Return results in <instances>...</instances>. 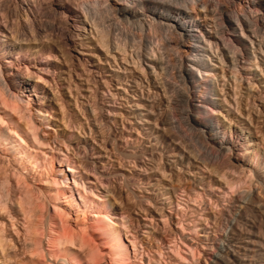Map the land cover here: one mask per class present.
I'll use <instances>...</instances> for the list:
<instances>
[{
    "label": "rangeland",
    "instance_id": "rangeland-1",
    "mask_svg": "<svg viewBox=\"0 0 264 264\" xmlns=\"http://www.w3.org/2000/svg\"><path fill=\"white\" fill-rule=\"evenodd\" d=\"M98 1L101 0L91 2ZM254 1L198 0L189 3L187 11L203 28V7L209 8L218 2L226 11L243 17L259 7ZM110 2L115 10L135 8L133 3L122 0ZM53 3L60 10L57 16L44 17L33 4L36 16L34 20L26 21L20 16L21 9L15 6L14 0H0V68L10 90L22 99L6 98V108L0 96L3 106L0 115L5 111L17 123L11 124L7 118V123H0V134L10 139L5 147H0V232L5 236L14 235L16 242L15 246L9 242L15 262L10 260L6 264L11 261L12 264H142V261L144 264H212L218 240L231 228L232 214L236 210L234 202L238 199L246 201L240 211L243 217L237 221L238 228L256 231L264 238V189L260 185L261 190L255 181L258 173L264 170V74L256 76L255 67L243 70L242 66L249 63L242 59L238 76L250 79L254 85L248 95L247 81H240L242 94L248 98L242 100V106L248 107H243L240 117L231 116L227 114L229 107L216 106L211 99L218 101L217 96L209 93L211 80L221 79L223 75L219 62L212 57L211 64L216 68H200V73L188 62V57L196 55L207 62L206 51L198 43V37L202 35L199 28L181 31L182 42L177 46L171 42L172 47L163 50L171 64L180 57L186 67L193 68L194 78L185 86L190 95L192 123L198 127L189 129L184 120L180 122L179 114L173 112L175 128L166 130L167 135L174 137L192 156L193 165L189 168L180 164L178 155L183 149L177 150L175 155L176 150L166 144L162 146L163 133L156 131L162 129L161 123L155 130L156 119L147 115L143 107L137 110L133 105L138 101L147 103L141 100V93L132 80L123 85L117 82L115 72L118 68L107 57L106 49L90 26L79 23L74 12L67 11L64 16L63 2L54 0ZM67 6L73 7L71 3ZM52 22L58 27L53 31L47 28ZM129 32L139 40L142 37L136 30ZM238 32L234 34L227 29L232 40L238 38ZM146 34L151 36L152 33L146 30ZM14 36L21 43L12 49ZM237 47L244 55L252 52L248 44L249 49L239 44ZM171 49H178L179 55ZM143 65L148 71L146 64ZM229 70L224 65L227 75ZM170 71L168 79L181 83L180 75L174 69ZM125 88L128 94L122 93ZM109 90L111 95H117L115 100ZM132 95L134 103L127 100ZM146 108L149 107L146 105ZM92 109L96 110L95 115ZM155 110L159 112L157 108ZM248 112L251 124L247 121ZM226 114L234 119L230 128ZM29 122H34L41 145L33 144L23 132ZM16 125L23 129L17 130ZM16 132L22 136L23 145L18 141L20 146L10 148L17 140ZM222 144L230 150L217 154L215 149ZM59 149L86 166L75 174L78 179L82 175L86 186L94 190V194L87 192V198L93 202L86 208L82 205L83 213H77L76 208L66 209L60 203L64 199L54 187L55 182L63 180L59 172L68 173V185L74 188L75 185L73 173L67 172L66 163H58L62 159ZM45 152L51 159L43 157ZM22 153L26 155L25 159L19 158ZM31 154L33 158H30ZM32 164L36 165V173L30 172ZM217 180L230 183L227 196ZM167 189L174 196L172 209L163 200ZM96 195L101 198L105 195L106 214L119 224L122 243L128 248L125 255L119 254V242L116 233L110 234L108 220L95 217L104 205ZM57 196L60 197L58 200ZM75 199L82 204L78 195ZM59 212L65 213L64 225L77 235L76 241H85L69 246L77 258L76 263L65 251H60V246L49 243L45 237L29 239L26 243L22 239L25 232L23 213L40 215L45 222L49 219L59 222L60 217L56 216ZM17 230L21 231L18 233L20 242L13 234ZM132 243L138 250V259ZM189 247L195 248L194 251L190 252ZM49 254L54 255V260Z\"/></svg>",
    "mask_w": 264,
    "mask_h": 264
},
{
    "label": "bare ground",
    "instance_id": "bare-ground-1",
    "mask_svg": "<svg viewBox=\"0 0 264 264\" xmlns=\"http://www.w3.org/2000/svg\"><path fill=\"white\" fill-rule=\"evenodd\" d=\"M14 1L15 6L21 9L20 16L26 21H31L32 19L34 20L36 16V13H34L35 10L32 8L33 4L34 6H36V8H38V11H40L41 15H43L44 17H49L51 16V14L57 16L60 13V10L56 8L53 3L54 0ZM58 1L63 2L61 3L62 8L64 9L65 7L66 9L65 12H62L64 16L68 12H74L75 16L80 20L79 23H82L86 26L89 25L93 34H95V37L99 38L102 47L106 49L105 54L112 60L114 66L118 68V71L115 72V77L118 80L117 82L120 85H123V83L128 84L130 80L135 83L134 86L137 88V90H139V93H141V100H145V103L147 104H142L138 101L133 105L137 110H139L140 107H143L144 109H146L147 115L154 117L153 119H156L155 130L158 128L159 123H161L162 129L156 131L161 130L163 133L162 135L164 136L165 141H161L162 146L166 144L170 147V149L176 150L175 155H177V150L183 149V152L178 155L181 157L180 164L186 165L189 168L191 165H193L192 156L188 154L187 150L184 149L177 142V140H175L174 137L168 136V132L166 130L170 129L171 131V129L174 130L175 128L174 122L171 117V114L173 112L179 114L180 122L184 120L185 124L189 126V129L194 130L196 129V127H198V124L192 123V117L190 113V95H188V89H186L185 86L188 85L187 82L189 79L194 78L192 74L193 68L186 67V64L184 63V61H182V59H180L179 56V58L174 59V63L171 64V62L163 54V50H166V47L167 49L172 47L170 44L171 42L174 43L175 46L182 42L183 35L180 34L181 31L187 32L189 31V28H199L202 35L198 37V43L201 45L200 48L206 51L207 62H203L201 59H199L198 55L193 56V58L188 57V62L193 63L192 66L198 68L196 70L199 73L200 68L206 67L210 68V70L216 68L215 64H211V61H213L212 57H214L216 61L219 62V64L221 65L220 68H222L223 71V75L221 76V79L215 78L211 80L210 92H208H212V94L214 93V95L217 96L218 101H214L215 99H211V101H213L216 106L222 109H224L225 106L229 107V109L227 110V114L231 116L235 115L236 117H240L243 113V107L245 108L246 106V109L248 107V105L242 106V100L247 97L242 94V86L240 81L243 79L247 81L248 95L249 92L252 91L251 88L254 85V83L250 81V79L243 78L242 76L241 78L238 76L241 72V68L239 67V65H241L240 63L242 59L249 63L248 66H242L243 70L246 68L255 67L256 76H262L264 74V0H255V3H259V7L246 13L243 17H240L233 11H226L218 2H215L209 8L203 7L204 10L202 11L201 17L204 22L203 28L200 27L195 18L190 16L189 12L187 11L188 4L194 2L197 3L198 0H136L134 2H132L131 0H122L123 2L125 1L127 3H133L135 5V8L129 9L124 7L119 10H115L114 8H112L113 6L111 5L110 1L113 0H101L98 1V3L94 4L93 2H91L92 0H84V2H81L82 0H55V2ZM67 3H71L73 7L70 8L69 6H67ZM75 7L77 8V10L74 9ZM259 13H263V15L260 16L258 15ZM106 24H108V26H106ZM125 25L127 26V28L129 27V30L126 27L125 30ZM47 28L53 31L58 27L57 24L52 22L48 23ZM130 29L134 31L136 30L141 33L142 37H140V40L137 37L133 36V34L131 35V33L129 32L131 31ZM227 29L234 34L239 31L240 34H238L239 36L237 35L238 38L236 40H232L230 37H228ZM146 30H149L152 33L151 36L150 34H146ZM113 35H116V37L114 38ZM20 43L21 40H18V38L14 36L13 40L11 41L12 49L20 45ZM238 44L246 49H252V52L244 55L243 52L238 49ZM247 44L249 45V48L247 47ZM195 48L198 49L199 47ZM177 50H173L176 56L177 54L179 55ZM52 52L50 51V53ZM143 64H146V66L149 68L148 71L144 69L145 67H143ZM224 65H227V67H229L230 69L228 75L224 71ZM173 69L177 74L180 75L179 77L181 78V83H179V81L173 82L168 79L169 71ZM171 72L172 71H170V73ZM143 82H145L146 84ZM109 92L111 95L110 90ZM122 93L128 94V90L125 88ZM134 95H132L131 98H127V100L129 99L134 103ZM0 96L3 100L1 102H3L6 108L8 107V100L6 98H14L16 101L22 100L15 92L10 90L6 79L2 74L1 68ZM111 96L113 100H115V97H117L116 94H112ZM131 102L128 101V103ZM146 105L149 108H146ZM13 106H11L10 108H12ZM0 107L3 106L0 105ZM156 108L159 112L155 110ZM91 112L95 115L96 110L92 109ZM2 113L3 115H0V123L6 122L5 118H7L8 122L11 124L16 123L12 120V117L9 113L5 111H2ZM227 114L225 117L228 118ZM247 116L249 117L247 121L249 124H251L252 121L250 119V112H248ZM147 119L148 121L151 120L150 118ZM228 120L230 128V123L234 119L232 117H229ZM33 123L34 122H29L25 126V131L23 128H21V126L16 125V127L17 130L23 129V132L27 134L29 140L33 144L41 145L42 142L35 132L34 128L36 126ZM97 123L96 126L97 128H99ZM207 129L211 130V126L207 125ZM90 131L92 130L90 129ZM16 134L15 137L17 138V140L15 139V141H13V144L15 145L11 146L10 148H13L15 146L17 147L18 145L20 146V143H22L23 145L24 140L22 136L18 132H16ZM162 135L160 136V138L162 137ZM9 140V137L0 134V147H5L4 144L6 145V142H8ZM18 141L20 142L19 144H17ZM48 148H50V146ZM229 150L230 149L225 147L223 144L215 149L217 154L223 151L225 153V151ZM50 151H52V149H50ZM59 152V156H62V159H60L58 163H66V165L68 166L67 172L73 173L75 185V188L68 185V173H64L63 171L59 172V175L63 176V180L61 182L58 181V183L55 182L56 186H54L56 187L59 196L64 199L61 200V202L59 200V202L64 204L66 209L76 208L77 213H83L84 211H82L81 209L82 205L86 208L89 203L91 204L93 202H91L87 198V192L94 194V190L86 186L82 175H80L81 177L79 176L78 179L75 174L80 173L78 169L82 168L83 170L86 168V166L83 162L75 161V158H71L68 154H65L63 150L59 149ZM25 156L24 153H22L20 154L19 158H24ZM43 157L45 159H51L50 155H48L47 152L43 153ZM30 158H33L32 154L30 155ZM162 160L163 158H161V161ZM35 164H32L34 166L31 167L30 172L36 173V170H34L36 168ZM162 170L165 174V168ZM255 178H257L255 181L259 184L258 187H260L261 185V187L264 189V170H261V172H259L257 177ZM18 180L17 184L20 185V180ZM217 182L221 183L219 184V188L223 190V193H228L227 189H230L228 188V186L230 187V183H228V185L227 183H223L220 180H217ZM213 186L215 185H211V187ZM63 188H66V190H64ZM80 190L85 195H83ZM76 195L79 196V200L82 202V204L78 203V201L75 199ZM227 195L228 194H226V196ZM163 196L165 197L163 200L167 201L165 204L169 206V209H172L174 206V196H172L170 189L164 190ZM59 198L57 196V200ZM97 198L99 201L103 202L104 205L100 207L99 213L96 214L95 217H105L106 221L108 220L107 224H109L108 228L111 231L110 234H112V232L116 233V238L119 242V254L125 255V253H128V248L124 243H122V234H120L121 232L117 228L119 226L118 222L113 221L111 217H109L110 215L108 216L106 214L108 212V209L105 207V205L107 204L105 195L104 198L98 196ZM234 204L236 210L234 209L235 213L231 212V214L233 213V222H231V228L225 230L223 236L218 240L216 252L212 256V264H264V238L260 236V234L256 231H243L237 226V221H239L243 217L240 214V211H242V209L246 205V201H241L238 199V201H235ZM58 208L61 210L60 207ZM55 210H57V208H55ZM64 215H61L60 212L57 213L56 216L60 217L59 222L52 221V219H49L47 220V222H45L43 220L44 217H39L40 215H38L37 217L35 215H32V213L31 215L23 213L22 227L25 232L22 233V239L26 243L29 239L33 241L34 239L37 240L39 236L45 237V240H48L49 243H54L60 246V251H65L67 255L73 258V263H76L77 258H75L74 251H72L69 246H75L76 242L79 240L76 241L77 235L73 234V232L70 231L69 228L67 229V226L64 225ZM54 218L55 217L53 216V219ZM15 228L18 229L17 227ZM181 231L184 232L183 230ZM14 232L15 233L13 234L17 236V242H20L18 233L20 234L21 231L17 230ZM82 237L83 236H81V238ZM81 241H79L80 243H77L81 244L85 242ZM9 242L15 246L16 242H14V235L5 236L2 232H0V264H6L10 260L14 259L10 252L12 251V248H10ZM134 243H132V245ZM133 247L135 249L134 251L136 256L138 250L135 244L133 245ZM194 249L195 248L193 247H189V251L191 250L190 252L194 251ZM49 255L51 257L50 259L54 260V255ZM136 259H138L137 256ZM13 261H11V264ZM142 264H144L143 261Z\"/></svg>",
    "mask_w": 264,
    "mask_h": 264
}]
</instances>
